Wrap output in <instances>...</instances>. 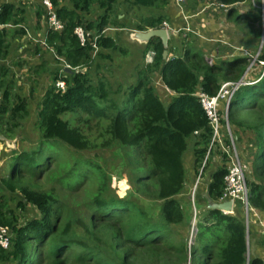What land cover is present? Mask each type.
Returning <instances> with one entry per match:
<instances>
[{"label":"trees","instance_id":"16d2710c","mask_svg":"<svg viewBox=\"0 0 264 264\" xmlns=\"http://www.w3.org/2000/svg\"><path fill=\"white\" fill-rule=\"evenodd\" d=\"M64 1L51 0L63 28L60 31L47 28L42 39L43 45L50 47L63 65L51 72L50 83L40 96L36 114L40 141L30 150L13 154L9 174L0 177V226L10 231L9 248L0 247V264H41V252L36 251L45 245H48L43 257L46 264H67L75 251V259L81 264H134L138 255H144L148 264H187L188 261L189 264H245L247 231L241 206L238 205V213L234 211L233 214L207 207L221 196L230 153L218 145L209 151L202 169V174L208 173V182L204 188L201 187L195 199V202L199 199L198 207L201 200L205 205L190 245L191 215L178 196L187 189L184 155L189 139L193 140L191 172L196 176L212 135L206 114L194 93L201 89L214 95L222 82L238 81L246 70V57L239 55L207 64L202 52L188 41L182 44L181 54L179 51L163 59L161 41L152 38L145 45L155 51L150 66L158 71L162 83L173 94L169 101L163 102L149 77L140 75L136 84L125 89L121 105L109 97L111 92L107 82L98 78L93 80L89 71L95 57H111L106 50H124L111 32L117 29L116 26L126 27L117 15H111L115 0H69L71 6ZM169 1L132 0V3L143 7H164ZM208 1L229 6L226 15L234 14L236 20L245 19L251 23L257 20L261 25L259 8L253 7L257 9L256 14L235 11L237 6L245 4L243 0ZM94 4L103 10L102 13L95 19L86 18ZM196 4L199 0H195ZM186 10L194 11L195 6ZM24 13L22 7L13 3L0 4V60L8 57L11 40L25 34ZM37 14L41 16L42 12L37 11ZM163 21H169L164 13L142 16L134 29L159 28ZM76 26L90 32L84 45L74 34ZM257 36L260 37V32ZM170 39L168 45L172 47ZM172 48L175 51L176 48ZM167 51L169 54V48ZM263 53L264 44L261 58H264ZM65 65L70 66L71 73L64 71ZM23 66L26 68V63ZM45 66L40 62L30 68L40 75L47 71ZM82 68H85L83 72L76 71ZM59 79L65 82L64 90L55 85ZM16 82L19 84L20 79H15L13 73L11 75L8 66L1 65L0 135L6 138L13 137L22 121L30 115L28 100ZM78 109L108 119L102 146L116 144L129 158L137 151L145 156L146 163L134 167L136 181L140 191L160 202L156 204L155 213L143 209L129 198L108 193L109 175L91 161H76L65 173L60 174L57 169L49 173L50 179L69 190L78 188L89 173L96 174V189L84 205V211L88 212L87 220L79 209L80 205L67 206L53 187L43 190L20 181L24 172L31 175H39L45 170L49 172L50 167L43 169V166L45 162L58 161L54 153L60 144L76 150L92 147L80 128L61 117ZM240 111L243 116L238 117ZM227 120L229 127L233 125L249 132L252 151H256V159L261 160L252 164L248 200L251 206L264 211V75L256 82L240 85L235 90L229 102ZM220 121L225 126L222 118ZM232 131L236 135V129L232 128ZM238 138L235 136V140ZM223 142L231 151L226 129ZM211 160L212 167L209 165ZM65 165L58 162L57 167ZM205 190L206 195L198 198ZM5 191L20 195V198L8 197ZM183 197L190 204L187 196ZM12 200L17 211L27 212L29 206L36 210L37 215L24 218L10 207ZM182 229H187V235L177 243L173 236L180 235ZM249 264H261V259H249Z\"/></svg>","mask_w":264,"mask_h":264},{"label":"rangeland","instance_id":"374dc122","mask_svg":"<svg viewBox=\"0 0 264 264\" xmlns=\"http://www.w3.org/2000/svg\"><path fill=\"white\" fill-rule=\"evenodd\" d=\"M40 0H38L39 2ZM21 2V0H19ZM205 2L208 0H199V4L195 5V0H183L181 5L183 8L194 7V12L199 13L197 17L193 18L191 22L194 32L201 34L200 37L194 33H189L188 38L182 37L181 33L177 37H170L172 47L176 48L175 51L171 46L169 48L170 53L167 56H173L177 54L184 42H192L194 47H197L202 54L205 56V61L208 63H214L215 61L228 60L234 56H239L244 53L246 50L248 53L256 51L261 44V35L263 26H261L257 20H254L252 23L249 21L236 20L235 15H226L227 8L220 7L218 4H213L208 9L205 8ZM65 4L71 6L69 0L64 1ZM178 7L175 5L173 0H170L166 6H153V7H143L136 6L132 3V0H115L113 4V10L111 15H117L118 19L125 23V28L115 27L118 30L111 31L123 51L110 49L108 51L109 59L94 58L93 63L90 66V73L93 80L96 78L103 79L107 82L109 90L111 92L110 98L117 102L121 103L123 101V93L126 92V88L130 85H134L138 82L140 75H147L155 88L157 95L161 98L163 102H167L170 99V95L164 84L161 81L158 71L152 69L150 64H146L144 59V53L152 48L145 47V43H139L138 41L132 39L130 34L134 31L135 24L139 21L140 17L154 14H166L167 9L171 7ZM226 6V5H225ZM237 6V5H236ZM228 7V6H227ZM254 6L251 3L241 4L237 6L236 10L239 14L244 12H250L252 14L257 13V9L253 8ZM38 7L31 4V6H26L25 9V23L24 26L27 28L33 37L23 38L24 35L14 38L10 42L9 55L6 59L0 60V66H8L11 71V75L15 76V79H20V83L17 86L20 88V92L24 95L29 104L30 115L22 121L20 128L16 129L15 135L11 138H0V177L7 176L11 167V157L13 154L18 153L22 150H30L34 148L40 141V132L38 128V103L40 101V96L43 93V90L46 85L50 83L51 72L60 68L63 65V61L59 60L55 55L53 50L50 47L43 45L41 40L43 39L42 35L36 36L37 23L41 20V17L37 16ZM102 9L94 4L90 10V13L85 15L86 18L95 19ZM191 11V10H190ZM42 12V11H41ZM237 12L235 14L237 15ZM258 16V14H257ZM204 18V19H202ZM41 23V21H40ZM176 23L181 24V20L177 19ZM203 24V25H202ZM177 25V24H176ZM114 27V26H113ZM206 28V29H205ZM40 29V27H39ZM199 29V30H198ZM205 29V31H203ZM260 32V37L257 36ZM30 34V33H29ZM204 35L207 38L212 39L211 41H206L202 37ZM27 43V47L22 49V52L18 53V49L24 44ZM242 48V49H240ZM258 51V50H257ZM182 53V50L179 54ZM264 54V53H263ZM23 55L27 56L29 59H23ZM243 55V54H242ZM247 59V58H246ZM154 60V59H153ZM44 62L46 64V72L36 75L33 72V69L30 66ZM248 66L250 63L246 61ZM27 65L23 66V64ZM99 64V67L96 66ZM246 66V68H247ZM22 67V68H21ZM28 69V70H27ZM258 67L248 74V79H254L255 73H257ZM152 71V72H151ZM245 74V73H244ZM122 105V103H121ZM240 110V109H239ZM238 110V111H239ZM243 116V112L238 113V117ZM63 119L68 120L69 123L73 126H77L84 133V135L91 141L92 147L84 150H76L72 147H69L65 144H60L57 147L54 155L58 161L46 163L43 166V169L50 167L49 172L46 170L44 172L38 173L39 175H31L29 173H21L20 181L23 183H28L34 188L38 189H50L54 188L55 192H58L62 201L67 204V206L73 207L74 205H80L79 209L82 210L83 216L88 218V212L84 211V205L89 200L90 194H92L96 189L97 177L96 174L89 173V177L82 179L80 186L74 190L66 189L64 186L59 184L56 180L50 179L49 173L52 170H58L59 173H65L76 161L79 163L84 161H91L92 163L100 165L109 175L110 183L107 192L114 194L118 197L129 198L132 201L137 202L143 209H148L151 213H155L157 210L156 204H159V201L152 200L150 196L142 191H140V185L136 181L135 166L138 164H145V156L137 151L131 157H127L124 154L123 150H120L116 144H113L110 147L102 146L104 141V128L108 122V119L104 116H97L91 112L78 109L73 113H64L61 116ZM232 128L236 129V135L233 133L232 128L230 127L231 134L233 136L235 148L239 153L241 162L245 168V175L248 186V180H250L252 175V164L257 160L258 163L261 162L260 159H256V151L253 152V145L249 141L250 134L249 132L238 129L236 126L231 125ZM235 136H239L235 140ZM224 143V142H223ZM102 144V145H101ZM225 145V144H224ZM222 146V145H221ZM219 147V146H218ZM224 148V147H223ZM222 149V148H220ZM192 150H193V140L189 139L188 148L184 155V166L187 169V179L186 186H192L195 181L194 173L192 174L189 171V166L192 161ZM58 162L66 164L58 168ZM213 161L209 162L210 167L213 166ZM254 167V166H253ZM91 172V171H90ZM84 173V172H83ZM191 174V176H190ZM207 172L202 174L200 179V185L198 186L197 193L201 192V187L205 186L208 182ZM184 192V191H183ZM199 192V193H200ZM8 197L15 196L16 199L20 198V195L10 194L5 191ZM206 195L205 192L199 194L198 198H202ZM187 192H184L183 195H179V199L183 202L189 216L191 215V227L189 230L188 243H193L196 222L198 221L199 214L204 208V201H200L201 206L198 207V200L195 202V210L191 204L186 203L185 198ZM10 207L15 209V201L9 202ZM238 204L235 205L234 211L237 210ZM19 215H22L24 218L32 217L37 215L36 210L33 211L29 206H27L26 211H17ZM81 212V213H82ZM238 213V211H236ZM25 214V215H24ZM252 215L249 214V232H252ZM187 229H182L179 231L180 235L175 234L173 238L176 242H181L182 238L187 235ZM247 230V232H248ZM250 238L252 233H250ZM48 245L38 248L36 252H41L40 263L46 264L45 252ZM248 251V249H247ZM76 252V251H75ZM75 252L72 253L71 258L68 260L67 264H81L78 263L75 259ZM146 259V260H145ZM149 261L143 255H138L137 260L134 264H148ZM189 264V263H187Z\"/></svg>","mask_w":264,"mask_h":264},{"label":"built area","instance_id":"2783aa9c","mask_svg":"<svg viewBox=\"0 0 264 264\" xmlns=\"http://www.w3.org/2000/svg\"><path fill=\"white\" fill-rule=\"evenodd\" d=\"M177 8L175 10L177 11L178 19L181 20V24L175 23L172 24L169 21H163L161 23L160 28H164L167 30L169 36L171 37H177V35L180 33L181 36L187 37L189 36V33H194L198 35V37L201 36V34H198L197 32H194V28L191 25V22L193 21L194 17H197V13L194 11H188L185 8L182 7L181 2L183 0H173ZM243 3H251L252 6L259 8L260 10V23L261 26H263L262 35H261V44H259L258 51H253L250 54L246 50H244V53L241 54V56H244L247 58V61L250 60L249 65L247 66L245 70V74L238 80V81H224L220 84L216 94L209 95L205 92H203L201 89L196 91L194 95L198 98L202 109L204 110L209 126L212 130V135L210 139V143L207 149V153L204 157L203 163L198 171L197 176L195 177V181L193 182L191 187H186L187 192V198L192 205L193 209L195 210V199L197 195V189L200 185V179L202 174L203 166L206 162V158L209 154V151L211 148H214L215 146H219L222 148L221 150L226 151L229 156V165L227 172L224 176V183L223 188L221 191V196L218 200V202L230 200L231 201V212L234 211V207L236 204L241 206V210L243 213L244 223L246 226V230L249 228V214L251 212L252 220L255 217L258 221V224L261 226L262 234H264V217H262L257 209L249 203L248 200V187H247V181H246V175H245V168L243 163L240 160L239 154L235 148L234 140L231 135L230 127L227 120V108L228 104L233 96V93L240 85H246L250 84L252 82H255L259 80L264 75V58H261V54L263 52V44H264V0H243ZM205 8L208 7V9L211 7V5L215 4L213 2H205ZM40 5L42 9L44 10V18L46 19V27L55 31H60L63 28V23L58 18L56 13V8L53 6L51 0H40ZM220 7L227 8V6L223 4H218ZM237 4H235L236 6ZM229 7V6H228ZM204 19V18H202ZM191 21V22H190ZM177 24V25H176ZM2 25L0 24V27ZM110 30V28H109ZM74 34L77 36V38L80 41L81 45H84L86 42V39L88 38L90 32L85 30L82 26H76L74 28ZM203 39L206 41H211L212 39L205 37L202 35ZM45 44V42H42ZM242 49V48H240ZM155 56V51L150 49L144 54V60L146 64H150L153 62ZM65 67H70L69 65H65ZM64 67V68H65ZM258 67L257 73H255L254 79L252 80H245V78L248 79V74H251L254 69ZM55 85L61 89H65V82L63 80H57L55 82ZM220 109H222V112L220 113ZM224 120V125L221 123L220 119ZM225 127V128H224ZM226 129L229 140H230V146L231 151H229V147H226L223 143V135L224 130ZM222 145V146H221ZM224 147V148H223ZM223 213H231L230 211H222ZM248 233V232H247ZM10 231L7 227L0 226V247L3 249H8L10 245ZM190 245V244H189ZM190 259V253L189 258ZM189 263V261H188ZM245 264H249V258L247 257V261ZM261 264H264V256L261 259Z\"/></svg>","mask_w":264,"mask_h":264},{"label":"crops","instance_id":"0c3cea01","mask_svg":"<svg viewBox=\"0 0 264 264\" xmlns=\"http://www.w3.org/2000/svg\"><path fill=\"white\" fill-rule=\"evenodd\" d=\"M4 2H9V3H13V4H15L16 6H20V7H22L24 10L26 9V6L28 5V6H31V4H33V5H35L36 7H38V9H37V11H42V18H41V20H39L38 21V23H37V26H35V29H37V32H36V36H40V35H42V37L44 36V34H45V32H46V30H47V27H46V21H45V19H44V17H43V10L41 9V7H40V1L38 2V0H21V2H19V0H0V4L1 3H4ZM37 11H36V13H37ZM166 15L168 16V18H169V22L170 23H172V24H175L176 23V21H177V19H178V16H177V11L175 10V8L172 6L171 8H168L167 9V12H166ZM37 16L38 17H41V16H39L38 14H37ZM40 21H41V23H40ZM25 23V22H24ZM203 25V24H202ZM25 27V26H24ZM39 27H40V29H39ZM206 29V28H205ZM205 29L203 30V31H205ZM110 30H111V28H110ZM118 29H116V31H117ZM199 30V29H198ZM115 31V30H114ZM30 33V34H29ZM25 36L27 37H33L34 38V36H32L31 35V32H29L28 30H27V28L25 27V34H24V36H23V38H25ZM114 36H116V34H113V38L117 41V39L114 37ZM206 39V38H205ZM204 39V40H205ZM41 42H42V40H41ZM118 42V41H117ZM146 45V44H145ZM24 47H27V43H24L23 44V47H20L19 49H18V53H20V52H22V49L24 48ZM110 50V49H109ZM109 50H106V52H108ZM23 59H26V60H28L29 58L27 57V56H24L23 55ZM167 89V88H166ZM168 91H169V93H171L170 92V90L169 89H167ZM172 95V94H171ZM192 156V155H191ZM193 167V156H192V161H191V164H190V166H189V171L191 172V168ZM192 173V172H191ZM190 176H191V174H190ZM187 177H188V175H187ZM187 181H188V179H187ZM187 184V183H186ZM186 187H189V185L188 186H186ZM257 209V208H256ZM257 211H258V213L262 216V217H264V211H261V210H259V209H257ZM251 225H252V232H249V230H248V233H247V249H248V251H247V257L249 258V259H254V258H259V259H262L263 258V256H264V234H262V229H261V226L258 224V221H257V219L254 217L253 218V220H252V223H251ZM250 233H252V236H251V238H250Z\"/></svg>","mask_w":264,"mask_h":264},{"label":"water","instance_id":"95a60500","mask_svg":"<svg viewBox=\"0 0 264 264\" xmlns=\"http://www.w3.org/2000/svg\"><path fill=\"white\" fill-rule=\"evenodd\" d=\"M2 27V26H1ZM130 37L139 43H148L150 39L152 38H158L163 46V53H162V58L165 59L167 57L168 51H167V46H168V41H169V34L166 29L164 28H149L144 31L140 30H134L130 34ZM85 68L82 69H77V72H83ZM65 72H72V69L70 67H65L64 68ZM3 138V135H0V138ZM5 137V136H4ZM6 138V137H5ZM209 209H216L220 211H230L231 212V201L226 200L222 202H212L207 206Z\"/></svg>","mask_w":264,"mask_h":264},{"label":"clouds","instance_id":"9594fccd","mask_svg":"<svg viewBox=\"0 0 264 264\" xmlns=\"http://www.w3.org/2000/svg\"><path fill=\"white\" fill-rule=\"evenodd\" d=\"M169 39H170V36H169ZM256 82V81H255ZM252 83H254V82H252ZM251 84V83H250ZM228 106H229V104H228ZM227 110H228V108H227ZM216 202H218V201H216ZM234 213V211L232 210V212H231V214H233ZM247 231V230H246Z\"/></svg>","mask_w":264,"mask_h":264}]
</instances>
